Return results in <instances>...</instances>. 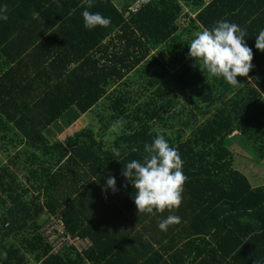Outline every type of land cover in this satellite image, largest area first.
Here are the masks:
<instances>
[{"label": "trees", "instance_id": "1", "mask_svg": "<svg viewBox=\"0 0 264 264\" xmlns=\"http://www.w3.org/2000/svg\"><path fill=\"white\" fill-rule=\"evenodd\" d=\"M3 5L0 264H264V188L236 168L230 148L238 136L253 160L264 161V52L255 48L264 0H153L129 17L110 0H94L91 8L83 0ZM86 8L111 24L86 29ZM220 20L244 29L253 52L254 67L236 86L187 55L196 34ZM174 51L170 77L168 61L154 53L167 58ZM87 113L97 126L64 140L45 135ZM117 120L125 123L113 132ZM158 134L184 162L182 202L172 212L139 213L121 170L142 160ZM170 214L181 223L161 231ZM52 217L90 246L54 254L42 232Z\"/></svg>", "mask_w": 264, "mask_h": 264}, {"label": "clouds", "instance_id": "2", "mask_svg": "<svg viewBox=\"0 0 264 264\" xmlns=\"http://www.w3.org/2000/svg\"><path fill=\"white\" fill-rule=\"evenodd\" d=\"M87 8L93 7L94 0H83ZM82 12L84 27H108L111 18L99 12ZM7 5L0 7V20H7ZM246 31L236 23L217 21L212 28H204L196 34L188 47V57L200 60L210 75L222 77L232 86L239 85L237 77H247L252 64L253 52L246 44ZM255 48L264 52V29L255 37ZM125 122L115 121L110 130L119 132ZM113 156H121V150L112 148ZM119 162V160L117 159ZM183 160L176 147L170 146L165 137L158 134L151 143L144 145L142 160H132L124 164L121 175L136 190L134 203L139 213L153 214L177 210L182 202L183 185L187 179L184 175ZM106 187L114 193L115 178L107 179ZM181 223L177 215H168L161 220L158 228L167 231L169 226Z\"/></svg>", "mask_w": 264, "mask_h": 264}, {"label": "rangeland", "instance_id": "3", "mask_svg": "<svg viewBox=\"0 0 264 264\" xmlns=\"http://www.w3.org/2000/svg\"><path fill=\"white\" fill-rule=\"evenodd\" d=\"M119 2V0H118ZM160 60H162L163 63L166 64V61H168L169 63V69L171 71L170 73V77H172V75L174 73H176V70L171 68L172 63L169 61L174 60L175 56H176V51L174 52H167V58L164 57V55H158V53H154ZM182 53L179 54V56H181ZM181 60L179 59L177 62L179 63L176 66H181L182 63L180 62ZM135 77H130L129 79H134ZM165 82V80H164ZM173 87H175V85H173ZM190 95H194V93H191ZM183 101L188 100V96L186 97H182ZM98 110V115H104L107 114V111L104 110ZM67 121H61L58 122L53 129L51 130L50 133H45L46 136H49L50 139L54 140V139H60V140H64L67 136L72 135L74 132L80 130L81 128H83L84 126H88L89 124H91L92 126H97L98 125V121L95 118V114L93 115L92 113H87L86 115H84V117H80L77 122H75L72 126H67ZM234 143L230 148L234 151V165H236V168L243 171V173L247 174V176L251 179L252 184L254 185L255 182V176H256V167H257V162L256 160H253L251 154H248L244 149L241 148L242 146V142L240 141L239 137L236 136L233 138ZM0 158L4 159V162H6V155L3 154L2 152H0ZM18 178L20 181L25 182L24 180V176L23 173H19L18 174ZM45 216L41 217L40 222H43L45 220ZM0 253H1V249H0Z\"/></svg>", "mask_w": 264, "mask_h": 264}, {"label": "built area", "instance_id": "4", "mask_svg": "<svg viewBox=\"0 0 264 264\" xmlns=\"http://www.w3.org/2000/svg\"><path fill=\"white\" fill-rule=\"evenodd\" d=\"M115 2L116 5L121 4V7H126V16L138 15L143 9L149 6L153 0H110ZM209 1V0H205ZM186 26V22H183ZM43 237L47 243L52 246L53 253L57 254L61 250L69 247H74L77 251L86 250L90 246V242L87 239L80 238L79 236H73L66 231L65 223L63 219L59 217H52L49 222L44 226Z\"/></svg>", "mask_w": 264, "mask_h": 264}, {"label": "crops", "instance_id": "5", "mask_svg": "<svg viewBox=\"0 0 264 264\" xmlns=\"http://www.w3.org/2000/svg\"><path fill=\"white\" fill-rule=\"evenodd\" d=\"M256 176H255V182H254V187L256 189L264 188V161L259 162L256 167ZM243 172V171H242ZM246 174V173H245ZM247 176V174H246ZM248 177V176H247ZM249 178V177H248ZM251 181V179L249 178ZM252 183V181H251Z\"/></svg>", "mask_w": 264, "mask_h": 264}]
</instances>
